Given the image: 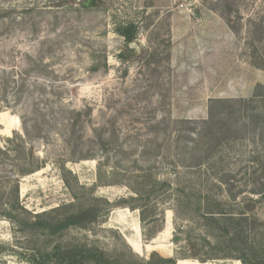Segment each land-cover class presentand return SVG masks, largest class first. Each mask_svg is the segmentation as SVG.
Segmentation results:
<instances>
[{
  "label": "rangeland",
  "instance_id": "rangeland-1",
  "mask_svg": "<svg viewBox=\"0 0 264 264\" xmlns=\"http://www.w3.org/2000/svg\"><path fill=\"white\" fill-rule=\"evenodd\" d=\"M88 3L0 0V211L16 202L21 219L0 217V264L52 258L57 246L126 258L130 240L142 258L256 264L264 99L253 95L264 70L249 43L261 38L264 61V0ZM213 100L240 105L209 124ZM93 206L99 218L82 228L30 225ZM219 212L233 216L231 232L246 229L236 243L204 217Z\"/></svg>",
  "mask_w": 264,
  "mask_h": 264
},
{
  "label": "trees",
  "instance_id": "trees-1",
  "mask_svg": "<svg viewBox=\"0 0 264 264\" xmlns=\"http://www.w3.org/2000/svg\"><path fill=\"white\" fill-rule=\"evenodd\" d=\"M230 8V6H228ZM234 29V27H231ZM123 36L127 38L129 42L132 40V35L130 32H123ZM261 40V38H253L252 42L249 43V47L251 46V59L252 65L258 69L264 70V61L260 60L259 49L255 46V42H261L257 40ZM130 53H134L135 50L128 48ZM256 98L264 99V94L261 91H256L253 95V100ZM233 103V104H232ZM239 103L236 102H223L221 100H213L211 102L209 108V120L207 123L213 122L217 117V108L221 107H229V106H239ZM248 115V114H247ZM249 116V115H248ZM15 193L18 194V183L15 185ZM18 205L16 202H8V208L0 211V217H5L16 224H21V219L19 218L20 214L18 211ZM222 219H216L213 213L211 215L205 216V219L208 220L212 224H217L216 228L224 231V236L229 240L231 244L236 243L238 237H242L246 233V229L240 224L239 227L234 228L232 232L230 229L226 228L229 222H232L233 216L229 213L219 212ZM100 215V210L98 207H90L84 211L79 213L72 214L66 217L64 220L56 223V224H45V213L36 214L33 218L34 221L30 223L31 228L36 231H44L45 228L50 230L53 234L60 233L68 230L71 227H85L89 223H93L97 221ZM247 217L245 214H242L238 217L240 220H244ZM222 225H224L222 227ZM225 227V228H224ZM157 233H152L145 235L147 240H152L156 237ZM175 238H178L176 235ZM239 241V240H238ZM214 247H217L216 245ZM244 251V249H242ZM244 253V252H243ZM227 258H235L242 262V264H253L245 254H241L238 256L225 255ZM54 258V260L52 259ZM52 258H49L48 255L45 256H37L31 260L32 264H50L51 261H54L55 264H177V261L180 259L177 258H165L158 253L154 252L151 254L149 258H142L138 254L134 252H130L128 257H111L105 252L99 251L94 248H88L86 246H75V247H67L64 249L62 246H57L53 252ZM204 263V261H202ZM256 264H264V258L259 257L256 260Z\"/></svg>",
  "mask_w": 264,
  "mask_h": 264
},
{
  "label": "bare ground",
  "instance_id": "bare-ground-1",
  "mask_svg": "<svg viewBox=\"0 0 264 264\" xmlns=\"http://www.w3.org/2000/svg\"><path fill=\"white\" fill-rule=\"evenodd\" d=\"M130 245L133 246L132 249L136 252L139 253L140 252V246H138L137 243L132 242L131 240L129 241ZM179 264H192L190 261L188 260H181Z\"/></svg>",
  "mask_w": 264,
  "mask_h": 264
},
{
  "label": "water",
  "instance_id": "water-1",
  "mask_svg": "<svg viewBox=\"0 0 264 264\" xmlns=\"http://www.w3.org/2000/svg\"><path fill=\"white\" fill-rule=\"evenodd\" d=\"M92 1H93V0H89V3H88L89 6L92 4ZM136 46H137L136 43H134V42L131 43V47H132V48H135ZM0 110H1V108H0Z\"/></svg>",
  "mask_w": 264,
  "mask_h": 264
},
{
  "label": "crops",
  "instance_id": "crops-1",
  "mask_svg": "<svg viewBox=\"0 0 264 264\" xmlns=\"http://www.w3.org/2000/svg\"><path fill=\"white\" fill-rule=\"evenodd\" d=\"M180 261H181V260H178V261H177V264H179V263H180Z\"/></svg>",
  "mask_w": 264,
  "mask_h": 264
}]
</instances>
